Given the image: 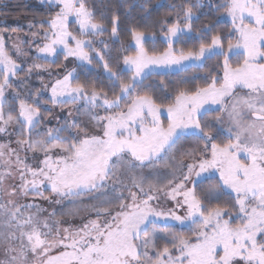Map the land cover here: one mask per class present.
Wrapping results in <instances>:
<instances>
[{
    "label": "snow or ice",
    "instance_id": "snow-or-ice-1",
    "mask_svg": "<svg viewBox=\"0 0 264 264\" xmlns=\"http://www.w3.org/2000/svg\"><path fill=\"white\" fill-rule=\"evenodd\" d=\"M40 3L0 29V264H264V0Z\"/></svg>",
    "mask_w": 264,
    "mask_h": 264
},
{
    "label": "trees",
    "instance_id": "trees-1",
    "mask_svg": "<svg viewBox=\"0 0 264 264\" xmlns=\"http://www.w3.org/2000/svg\"><path fill=\"white\" fill-rule=\"evenodd\" d=\"M109 2H111V0H109ZM155 2L156 0H153V3ZM161 2L171 4L176 2V0H161ZM48 7L49 6L47 4L42 5L33 0H0V13H2L0 14V29H3L5 27H24L29 22L46 19L48 15ZM167 11H169V9L162 8L160 10V15H163ZM206 19H214V16H209ZM229 24L230 21L224 20L221 27H228ZM34 84L35 86H38V82H34ZM43 204L44 207L48 208L49 210L48 202H43ZM53 209L57 211L61 210V208H52V210ZM73 223H78V221H73Z\"/></svg>",
    "mask_w": 264,
    "mask_h": 264
},
{
    "label": "rangeland",
    "instance_id": "rangeland-1",
    "mask_svg": "<svg viewBox=\"0 0 264 264\" xmlns=\"http://www.w3.org/2000/svg\"><path fill=\"white\" fill-rule=\"evenodd\" d=\"M33 1H35L37 3H40V0H33ZM40 4H42V3H40ZM42 5H45V4H42ZM224 20H228L229 21V19L227 17H225ZM52 208H56V209L62 208V205H49V211H51Z\"/></svg>",
    "mask_w": 264,
    "mask_h": 264
}]
</instances>
